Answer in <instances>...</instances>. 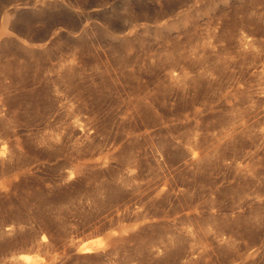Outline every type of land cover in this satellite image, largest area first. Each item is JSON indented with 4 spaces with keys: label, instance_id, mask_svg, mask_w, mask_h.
<instances>
[{
    "label": "rangeland",
    "instance_id": "obj_1",
    "mask_svg": "<svg viewBox=\"0 0 264 264\" xmlns=\"http://www.w3.org/2000/svg\"><path fill=\"white\" fill-rule=\"evenodd\" d=\"M26 262L264 264V0H0V264Z\"/></svg>",
    "mask_w": 264,
    "mask_h": 264
},
{
    "label": "bare ground",
    "instance_id": "obj_2",
    "mask_svg": "<svg viewBox=\"0 0 264 264\" xmlns=\"http://www.w3.org/2000/svg\"><path fill=\"white\" fill-rule=\"evenodd\" d=\"M43 240H45V241L47 240V239H46V236H43ZM85 249H86V248H85ZM26 263H27V264H30V262H26Z\"/></svg>",
    "mask_w": 264,
    "mask_h": 264
}]
</instances>
